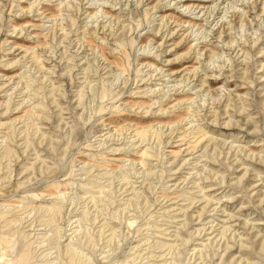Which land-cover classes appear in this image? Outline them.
Returning a JSON list of instances; mask_svg holds the SVG:
<instances>
[{
  "label": "rangeland",
  "instance_id": "1",
  "mask_svg": "<svg viewBox=\"0 0 264 264\" xmlns=\"http://www.w3.org/2000/svg\"><path fill=\"white\" fill-rule=\"evenodd\" d=\"M187 1L0 0V264H264V0Z\"/></svg>",
  "mask_w": 264,
  "mask_h": 264
},
{
  "label": "bare ground",
  "instance_id": "2",
  "mask_svg": "<svg viewBox=\"0 0 264 264\" xmlns=\"http://www.w3.org/2000/svg\"><path fill=\"white\" fill-rule=\"evenodd\" d=\"M181 2H183V3H185V2H188L187 0H181ZM204 3H207V2H209V1H203Z\"/></svg>",
  "mask_w": 264,
  "mask_h": 264
}]
</instances>
